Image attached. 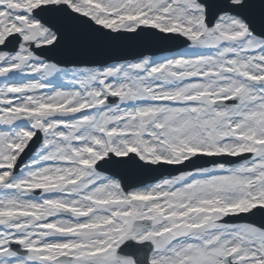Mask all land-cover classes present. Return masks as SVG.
<instances>
[{
    "label": "snow or ice",
    "instance_id": "snow-or-ice-1",
    "mask_svg": "<svg viewBox=\"0 0 264 264\" xmlns=\"http://www.w3.org/2000/svg\"><path fill=\"white\" fill-rule=\"evenodd\" d=\"M0 264H264V0H0Z\"/></svg>",
    "mask_w": 264,
    "mask_h": 264
},
{
    "label": "water",
    "instance_id": "water-1",
    "mask_svg": "<svg viewBox=\"0 0 264 264\" xmlns=\"http://www.w3.org/2000/svg\"><path fill=\"white\" fill-rule=\"evenodd\" d=\"M156 50H151L149 53H155ZM105 52L102 48L97 46L94 43H86L82 45L78 50L74 52H69L67 58L64 60H60L55 58L59 61H73L76 63H85L88 65H92L94 62H103L107 61L109 57L108 55H104ZM132 57V56H131ZM67 65V64H66ZM121 175L124 177L126 182H140V181H148L151 179V174L142 173L133 170H122ZM257 219H260L257 217Z\"/></svg>",
    "mask_w": 264,
    "mask_h": 264
},
{
    "label": "rangeland",
    "instance_id": "rangeland-1",
    "mask_svg": "<svg viewBox=\"0 0 264 264\" xmlns=\"http://www.w3.org/2000/svg\"><path fill=\"white\" fill-rule=\"evenodd\" d=\"M159 56V55H158Z\"/></svg>",
    "mask_w": 264,
    "mask_h": 264
}]
</instances>
